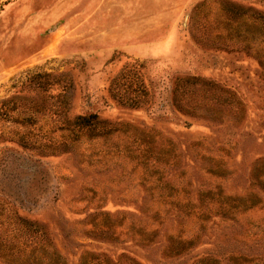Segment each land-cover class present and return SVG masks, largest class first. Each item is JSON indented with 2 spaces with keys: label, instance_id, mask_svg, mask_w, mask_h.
<instances>
[{
  "label": "rangeland",
  "instance_id": "rangeland-1",
  "mask_svg": "<svg viewBox=\"0 0 264 264\" xmlns=\"http://www.w3.org/2000/svg\"><path fill=\"white\" fill-rule=\"evenodd\" d=\"M232 5L264 14V0H0L4 249L30 248L20 216L46 225L66 264H79L83 250L112 257L124 251L140 264H190L213 252V241L227 251L264 256V191L254 178V168L264 165V75L258 60L226 36L222 26L234 18ZM237 98L244 111L236 115ZM214 105L220 118L205 115L203 107ZM190 106L198 110H185ZM90 113L121 130L91 139L81 131L74 140L67 124ZM142 135L152 136L157 148L174 143L181 160L161 175L189 188L190 205L199 203V188L224 196L256 193L258 204L234 219L216 214V203L208 205V219L187 214L188 233L204 224L199 242L184 257L165 255L163 230L176 222L155 220L150 209L138 213L149 170L125 157L139 156L144 147L136 137ZM217 162L221 176L208 172ZM181 169L180 183L172 175ZM96 203L113 217L128 211L130 220L159 231L144 246L130 233L97 239L88 218ZM0 264L10 263L0 257Z\"/></svg>",
  "mask_w": 264,
  "mask_h": 264
},
{
  "label": "trees",
  "instance_id": "trees-1",
  "mask_svg": "<svg viewBox=\"0 0 264 264\" xmlns=\"http://www.w3.org/2000/svg\"><path fill=\"white\" fill-rule=\"evenodd\" d=\"M232 6L237 7V9L231 8L230 10L234 18L224 22L222 26L226 32V36L229 37L233 45H239L240 49L250 53L258 60L261 72L264 75V14L257 13L250 8L249 10L254 12L248 13L241 6ZM244 14H247V17H244L245 19L240 21L239 17L242 18ZM237 17L238 20H236ZM219 90L222 93H229V96L235 95L234 92L222 87ZM238 103L236 115L244 111V106L239 99ZM214 106L203 107L205 115L210 118H220L222 111L218 105ZM185 110L193 113L198 110V107L190 106ZM62 114H64L63 111L60 112V115ZM104 123L105 121L99 120L95 113L78 114L67 124V127L71 126L70 129L74 131V135L76 136L74 140L78 139L79 132L81 131H84L83 133L87 135L88 139H91L95 136H106L116 130H121L116 125L105 127ZM122 132H125V130L122 129ZM136 138L139 139L137 145L142 144L144 147L142 152L139 156L129 153L125 157L129 160L138 158L143 167L149 170V175L146 178L147 183H142L141 186L143 193L137 211L139 214H143L145 209H150L153 219L176 222V226L173 229L163 230V236L166 240L163 247L165 255L172 258L184 257L199 242L205 228L204 224L200 227L198 226L195 233H188L185 223H183V217L187 214H193L202 220L208 219V214L211 212L208 205L216 203L219 208V210L216 209L218 212H215L216 214L234 219L237 217V214L258 204L260 196L256 193L254 195L250 194L251 196L249 197L239 195L224 196L220 191H216L215 189L199 188L197 189V201L199 203L190 205L187 203L190 194L189 188L177 186L161 175L164 168H172L178 165L181 160L180 154L176 152L174 143L169 141L164 147L157 148L154 146L155 141L150 135H142ZM136 138H134L133 142L137 140ZM128 151L131 150L128 148ZM208 172L221 176L224 173V169L217 162L213 166L210 165ZM183 176L184 169H181L178 174L174 173L172 175V177L180 178V183ZM254 178L258 186L264 191L263 164H258L254 168ZM188 183L190 184V182ZM89 191L94 194V190ZM91 199L92 197L90 196L88 202H91ZM158 201H162L160 204L163 206L169 205V208L167 210L161 209L158 206L160 205ZM99 204L96 203L94 211L88 215L90 225L92 226L90 231L92 232V236L97 239L117 241L119 240L118 234L126 236L127 233H130L131 238L135 242L144 246L148 245L159 231V228L156 226H147L145 228L143 223L130 220L133 219L134 214L128 211H120L113 217L108 212L102 211ZM173 206L174 209L172 210ZM17 220L21 225V232L26 235L23 237V244L30 246V248L26 252L19 249H4L0 243V257L5 258L10 264H66L64 256L52 245L46 225L20 216H17ZM163 221H159L158 223L160 228ZM209 244L216 245L214 251L201 255V257L194 259L190 264H221L222 261H226L227 264H250V262L255 260L264 262V256L253 257V255L246 256L235 253L232 250L227 251V246H223L217 241L209 242ZM79 264H140V262L124 251L112 257L105 252L83 250L79 255Z\"/></svg>",
  "mask_w": 264,
  "mask_h": 264
}]
</instances>
